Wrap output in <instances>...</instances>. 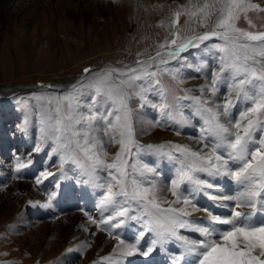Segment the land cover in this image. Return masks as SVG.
<instances>
[{
	"label": "snow or ice",
	"instance_id": "snow-or-ice-1",
	"mask_svg": "<svg viewBox=\"0 0 264 264\" xmlns=\"http://www.w3.org/2000/svg\"><path fill=\"white\" fill-rule=\"evenodd\" d=\"M250 13H264V6L253 0H197L196 3L189 0L188 5L177 7L171 26L175 28L180 17L187 16L190 35L182 37L179 31H173L170 40L166 38L158 45L162 51L147 59H137L135 66H105L96 71L85 69V74L92 73L86 81L82 79L60 96L43 99L40 140L46 144L50 142V152L58 157L61 170L66 163L79 165L81 156L90 161L87 167H81L83 178L78 182L103 189L99 206L110 210L111 214L100 219L98 226L108 225L104 230L118 241L114 255L130 257L139 253L148 256L157 246L164 249L169 242L177 241L183 254L174 257L172 264H188L186 256L194 257L193 264H264V221L254 220L257 212L264 214V31L249 30L255 28ZM242 18L248 23V29L239 26ZM209 40L214 41L211 50L217 68L207 77L208 83L199 89L201 97L194 100L196 114L203 121L198 138L209 151H192L182 145L140 146L128 103L130 89L139 88L141 91L137 94L142 95L148 77L157 74L155 65L166 64L165 57H178ZM136 81L143 83L137 85ZM152 83L159 84V81ZM222 85L227 89L223 102L211 101L210 97ZM85 89L92 94L87 115L79 111L80 97ZM178 99L191 97L186 95ZM237 101L243 107L233 117L232 109ZM156 107L162 114L170 109L163 94ZM92 108H102L103 112L93 113ZM96 117L101 121L99 131L107 137V142L119 145L111 163L107 162L106 141L92 127ZM168 118L172 119L170 112ZM176 122L180 123L179 120ZM82 124L85 126L81 127ZM145 149L179 162L176 175L167 188L175 199L165 201L169 205L166 208L159 203L161 189L157 180L146 179L155 168L146 164L136 167V161L132 165L129 163L134 154L138 156ZM34 150L41 151L39 143ZM27 166L18 161L15 171L20 173ZM130 168L134 170L130 172ZM101 171L106 173L104 183H100ZM52 175L45 170L35 183L40 184ZM205 176H227L238 190L234 195L215 194L219 191L218 186ZM185 184L191 186L187 194L180 191ZM210 189L215 192L208 191ZM200 194L212 201H232L231 205L217 204V207L229 208V214H214L198 206L195 201ZM54 197L55 193L49 194L48 203L43 206L52 207ZM200 211L206 213L205 219H189L194 212ZM89 219L97 223L91 217ZM126 219L142 221L144 230L134 242L126 243L119 234L113 235L111 231L119 228ZM181 229L199 233L203 239H190L181 234ZM146 232L153 234L151 246L141 251L139 239ZM117 264L121 262L117 261Z\"/></svg>",
	"mask_w": 264,
	"mask_h": 264
},
{
	"label": "rangeland",
	"instance_id": "rangeland-1",
	"mask_svg": "<svg viewBox=\"0 0 264 264\" xmlns=\"http://www.w3.org/2000/svg\"><path fill=\"white\" fill-rule=\"evenodd\" d=\"M27 1L28 3L35 2V0ZM43 1L49 5V8L51 7L49 18L46 17L45 35H48L45 36L42 46L35 47L28 64L25 63L24 65V62L19 60L22 55H18L16 45L10 43L9 48H7L8 46L4 42L7 37L3 34L0 35V94L4 90L20 91L21 88L26 89V92L19 99L8 100L0 97V169L3 167L10 169L20 160L27 162L30 160L31 163L28 164L34 171L31 179H36L45 170L52 172L53 175L47 179L56 180L65 186L64 189L68 187L72 191L71 197L65 195L63 200L65 202H69V198L78 200L83 203L86 210L98 219L102 210L99 201L103 189L93 184L78 182L83 178L81 167H87L90 161L81 156L79 165L66 163L61 170L58 157L50 152V142L46 144L40 140L43 99L50 96H60L71 90L77 82L82 79L86 81L90 78L91 76L81 77L85 67L92 66L94 68L92 71H96L105 66H135L137 59H147L154 56L157 51H162L158 45L163 43L166 38L170 40L173 31H179L182 37L185 36L189 31L188 24L183 27L187 23V16H181L179 24L175 28L171 25L177 7L188 5L189 0H153L150 3L147 0H127L129 1L127 2L129 4L128 11L122 8L123 0H101L95 1L96 3L92 0H83V6L91 3L90 8H92V12L94 11L91 18L71 12L72 7L70 5L72 3L80 4L81 0ZM103 2H106V9L108 7V10L118 15H109L106 9L97 12V5L103 4ZM192 2L196 3L197 0H192ZM253 2L264 6V0H253ZM82 5L79 7L82 8ZM13 11L17 12V9H13ZM249 18L255 25V28L249 30L264 31V13H250ZM162 20L165 22L163 23ZM161 22L162 24H160ZM239 26L245 29L249 28L248 23L243 18ZM199 31L202 32L204 29H199ZM107 41L109 44L106 43ZM4 48L6 50L3 51ZM203 48L206 49L203 50L199 47L191 52V48H189L180 56L168 59L166 64L155 65L157 74L155 77H148V84L142 95L137 94L141 91L139 88L130 89L131 96L128 103L132 110L136 141L140 146L182 145L189 147L192 151L202 153L209 151L198 138L203 121L196 114L194 100L201 97L199 87H204L208 83L207 77L217 68V62L211 50V44L208 43ZM63 78L72 80L66 85L51 89H42L36 86L38 82L45 83ZM157 80L159 84L152 83ZM134 83L138 85L143 81ZM226 93L227 89L222 85L215 94L216 96L210 98H215L219 94L226 95ZM162 94L164 102L170 105V109L163 114L156 107L161 103ZM205 94L207 96V93ZM186 95L191 99H178ZM91 99V92L87 89L83 90L79 111L85 115L89 113ZM91 111L102 113L103 109L92 108ZM168 112L171 113L172 119L168 118ZM177 120L180 123H177ZM85 124L80 126L84 127ZM92 127L99 131L101 127L99 117L92 121ZM22 129L24 130L22 131ZM177 130L179 134H177ZM99 135L106 141L104 148L109 153L107 162L111 163L112 154L118 151L119 145L107 142V137L103 136L102 131H99ZM38 143L41 146L40 152L34 150ZM171 151L175 152L174 149ZM133 161L137 162L136 167L146 164L155 168V172L146 179L155 178L157 180L158 187L161 189L160 194L158 193L159 197L161 196L159 203L161 207H168L163 206L166 203L163 202L162 196L169 192L167 188L169 182L176 175L179 162L146 149L141 150L138 156L134 154L129 160L130 165L133 164ZM133 170V168L129 169L130 172ZM62 171L63 175H61ZM99 176L101 177L100 183H104L107 178L106 173L101 171ZM164 178L165 181L162 180ZM209 178L211 181L216 180V183L221 187L231 186L232 194L236 192L238 186L229 177ZM1 180L0 175V187H3V192L0 191V196L2 195L0 197L2 198L0 199L2 201L0 202L2 206H0V264L86 263V248L89 247V243H92L90 239L93 238L86 234L87 232L84 228L82 229V226L76 229L69 226L67 229L64 228V231H60V227H65V223L66 226L68 223H61L50 218L49 209L38 202L39 194L44 192L41 184L35 183L32 189L12 193L11 189ZM89 193L91 198H85L86 194ZM30 201L31 203H29ZM136 215L139 213L137 212ZM35 216L36 218L39 216L37 222H31V220L36 221ZM257 217L256 214L254 220ZM117 219L124 218L118 217ZM47 221L51 227L45 229L44 226ZM81 221L84 222L85 220L82 219ZM112 223L114 224L115 221ZM37 228L38 231H36ZM115 230L119 233L120 238H123L125 234L139 236V232L144 229L141 220L126 219ZM180 232L190 239H203L196 232L184 229H181ZM144 238L151 242L153 234L146 232ZM164 248L173 254L171 260L183 254V249L177 241L169 242ZM6 251L12 252L10 257L5 256ZM185 258L193 264L194 257L186 256ZM97 262L96 264H102L99 263L100 261Z\"/></svg>",
	"mask_w": 264,
	"mask_h": 264
},
{
	"label": "bare ground",
	"instance_id": "bare-ground-1",
	"mask_svg": "<svg viewBox=\"0 0 264 264\" xmlns=\"http://www.w3.org/2000/svg\"><path fill=\"white\" fill-rule=\"evenodd\" d=\"M52 1H54V0H52ZM65 1L66 0H63V2H65ZM71 1H73V0H71ZM84 1H86V0H84ZM95 1H101V0H92V2H95ZM147 1H148V3H150V1H153V0H147ZM67 2H69V1H67ZM122 2H123L122 8L125 9L126 11H128L129 10L128 9L129 4L127 2H129V1L123 0ZM82 4H83V0L80 1V4L72 3L70 5V7H72L71 12L73 14H80V15L86 16L88 18H91L92 13L94 12V11L92 12V8H90L91 3L89 5L87 4L84 6ZM80 5H82L81 6L82 8L79 7ZM97 6H98L97 12H101V11H104L106 9L105 7L107 5H106V2H103V4H100ZM50 8H49V5H46L45 1H43V0H35V2H30V3H28L27 0H0V35L3 34L7 37L6 40H4L5 45L8 46L7 48H9L10 43H13L14 45H16L18 55L19 56L22 55L21 58L19 57V60L23 61L24 65H25V63L28 64L30 62V59H31L30 57L33 56V52L35 51V47L42 46V43L45 40V36L48 35V34L45 35V29H46V25H47L46 24V17L49 18V11H51ZM13 9H17V12H14ZM106 10H107L109 15H112V16L118 15V14L113 13L111 10H108V7ZM172 18H173V16H172ZM162 22L164 23L165 21L162 20ZM162 22L160 24H162ZM1 26H3V27H1ZM184 26H187V23H186V25H183V27ZM3 29H5V31H3ZM197 31H199V29H197ZM188 34L190 35L191 33L188 31V33H186L185 35H188ZM109 41H112V40H109ZM109 41H107L106 43L109 44ZM213 42L214 41H212V40L205 41V42L201 43L199 45V47H201V49L205 50L206 48H203V46L208 44V43H210L212 45ZM199 47H195V48L197 49ZM195 48H191L190 52ZM4 50H6V49L4 48L3 51ZM165 59L168 60V59H172V58L165 57ZM90 67H91V70L94 69L92 66H90ZM91 75H92L91 72H89L87 75H84L83 71L81 73V77H88ZM71 80L72 79H69V78L54 79L50 82H45V83H49L52 85V88H56V87L70 83ZM36 86L38 87L37 83H36ZM201 87H199V88H201ZM42 89H48V88L42 87ZM25 90H26L25 88H21L20 91L19 90H16V91H14V90L13 91H11V90L5 91L4 90V92L0 94V97L8 99V100L9 99H19L20 96L26 92ZM200 96H201V94H200ZM224 96L225 95L219 94L215 98H210V100L214 101V102L222 103ZM242 107H243V105L237 101L236 106L232 109L233 117L236 116L237 112L239 110H241ZM148 124H149V122H148ZM138 129H136V130L139 131ZM142 130L145 131L144 129H142ZM139 141H141V140H139ZM144 144H146V143H144ZM114 154H112V155H114ZM20 161L25 163V164H28L27 161H24V160H20ZM3 168L0 169V175L2 178L1 181H2V183L6 184L11 189L10 191L12 193L22 192L23 190L32 189L33 185H35L36 179H31V175L34 173V171H33V169H31L29 164L27 167L21 169L20 173H17L15 171L16 165H13L12 168H10V169H8V168L3 169ZM201 175L203 176L204 174H201ZM13 176H19L20 178L13 179L12 178ZM204 178L211 180V178L206 177V176ZM162 180L165 181L166 179L164 178ZM211 182L218 186L219 191L215 192V190H211V189L208 191L215 192V194H219V195H234L235 194V193H233V194L231 193V191H232L231 186L230 187H228V186L227 187H221L216 183V180H214V181L212 180ZM40 184H41L42 190H44V192H43V194L38 193L39 194L38 202L41 203L42 205H45L46 203H48L49 194L55 193V197L51 201L52 207H47L49 209L50 218H52L53 220L55 219L56 221L61 222V223L62 222L68 223L67 226L65 223V227L64 226L60 227L61 228L60 231H64L63 229L64 228L67 229L69 226L73 227L74 229L80 228V226H82V229L84 228L85 232H87L86 234H89V236H91L93 238V239H90L92 241V243L91 244L89 243L88 244L89 247L86 248L87 252L85 251L86 252V258H85L86 263L85 264H96L97 261L98 262L100 261L99 263H102V264H117V261H120L121 264H172L171 257L173 256V254L171 253V251L168 250L167 248L161 249L159 246H157V248L148 256H143V255H140L139 253L134 255V256H130V257H119L118 255H114L115 247H116L118 241L116 239L110 237L108 235L107 230H104V229H108V225H99L98 226L99 220L110 214V213H108L109 210L102 209L100 218L96 219L91 214L90 211L85 209V206L83 205V203L79 202L78 200H73V199L69 198V197H71L72 191H71V189L69 190L68 187H66L64 189L65 186H63L62 184H59L58 181H56V180L53 181L52 179L42 180V182ZM57 184H59V187H57ZM2 189H3V187H0V191L3 192ZM190 190H191V186L188 184L182 185L181 189H180V191L185 193V194H187V192ZM237 190H238V187L236 188V191ZM28 192H30V191H28ZM2 194H4V193H2ZM65 195L69 196L68 197L70 199L69 202H65L63 200ZM30 196H31V194H30ZM85 198L90 199L91 198L90 193L88 195L86 194ZM0 199H2V198H0ZM162 199H164L163 202H165V201H172L175 198L172 196L171 192L169 191L166 193L165 196H162ZM0 202H2V201H0ZM195 203L202 208H207V209L211 210L214 214L227 215V214H229V208L217 207V204L219 203L222 205H224V204L231 205L233 202L232 201H212V200H209L203 194H200L197 197ZM163 206H169V205L165 204ZM172 206L180 207L181 205H172ZM243 211L249 212V211H251V209H243ZM38 215H40V214H38ZM257 215H258V217L255 221H257V222L258 221H264V214L257 212ZM89 217H91L92 220H96L97 223L96 224L92 223L91 220L89 219ZM35 218H36V216H35ZM38 218H39V216H37V218L35 219L36 221L31 220V222H37ZM205 218H206V213L203 211L194 212L193 215L191 217H189V219H192V220H203ZM82 219H84L85 221L82 222L81 221ZM48 221L45 223V226H44L45 229L51 227V226H49ZM54 223H56V222L54 221ZM218 227L226 228L227 226H218ZM36 231H38V228ZM111 231L113 232V235L119 234L115 230V228L111 229ZM42 232H44V231H42ZM48 232H46V233H48ZM80 236H82V235H80ZM23 237L25 238V236H23ZM43 237H44V235H43ZM46 238H48V237H46ZM137 238H138V235L136 236L134 234L131 236L129 234H125L123 236V238H120V239H123L126 243H128V242H134ZM192 239L198 240L196 238H192ZM148 240L145 238L139 239L138 248L141 251H144V250H146L147 247L151 246V242ZM22 241H24V240H22ZM78 241H79V238H78ZM83 244L85 245V243H83ZM11 253H12L11 251H6L5 256L10 257ZM109 258H111V259H109ZM186 261L188 262V264H191L189 262L190 261L189 259H186Z\"/></svg>",
	"mask_w": 264,
	"mask_h": 264
},
{
	"label": "water",
	"instance_id": "water-1",
	"mask_svg": "<svg viewBox=\"0 0 264 264\" xmlns=\"http://www.w3.org/2000/svg\"><path fill=\"white\" fill-rule=\"evenodd\" d=\"M85 69H91V67H86V68L83 69V73H84V75H87L88 73L85 74ZM37 84H38V86L41 87V88H42V87H46V88H48V89H51V88H52V85L49 84V83L38 82Z\"/></svg>",
	"mask_w": 264,
	"mask_h": 264
}]
</instances>
